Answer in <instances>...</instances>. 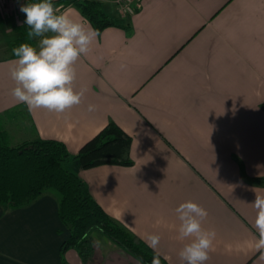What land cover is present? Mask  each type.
<instances>
[{
	"label": "crops",
	"instance_id": "1",
	"mask_svg": "<svg viewBox=\"0 0 264 264\" xmlns=\"http://www.w3.org/2000/svg\"><path fill=\"white\" fill-rule=\"evenodd\" d=\"M88 1L118 26L76 62L73 88L84 95L57 114L12 96L11 45L27 26L20 0H0V127L10 145L63 143L66 169L128 233L146 245V235H159L151 249L168 264H184L178 253L188 240L179 238L175 209L186 201L207 211L203 227L216 232L205 264H264L253 206L264 197V183L254 182L264 179V0H140L129 17L113 0ZM60 12L91 26L74 6ZM110 122L132 138L133 165L82 169L75 156ZM58 205L46 192L25 207L0 206V264H84L75 250L61 256L69 231ZM91 235L89 264H143L101 232Z\"/></svg>",
	"mask_w": 264,
	"mask_h": 264
},
{
	"label": "trees",
	"instance_id": "2",
	"mask_svg": "<svg viewBox=\"0 0 264 264\" xmlns=\"http://www.w3.org/2000/svg\"><path fill=\"white\" fill-rule=\"evenodd\" d=\"M55 4L74 6L99 33L118 26L96 1L59 0ZM27 31L20 28L12 49L25 42L34 45V40L27 39ZM131 144L132 138L110 122L81 147L74 159L84 170L101 166L131 167ZM70 159L66 146L58 141L33 140L12 146L7 133L0 127V206L25 207L46 192H53L59 199L58 217L69 231V238L60 249L62 257L68 250H75L82 262L89 264L96 249L91 234L97 230L143 264H151L152 257L158 254L106 214L91 197L84 182L66 169ZM254 182L264 183V179ZM159 258L160 264H168Z\"/></svg>",
	"mask_w": 264,
	"mask_h": 264
},
{
	"label": "clouds",
	"instance_id": "3",
	"mask_svg": "<svg viewBox=\"0 0 264 264\" xmlns=\"http://www.w3.org/2000/svg\"><path fill=\"white\" fill-rule=\"evenodd\" d=\"M24 13V25L27 26V39H36L32 43H21L12 49L16 58L10 69V77L15 82L12 96L17 102L25 104L29 110L45 109L63 114L66 110L81 103L84 91H74L76 79L75 64L82 55L90 51V46L99 36V32L84 22H77L63 14L54 5L53 0H34L20 5ZM131 13V0L120 9ZM121 69L126 66L121 64ZM89 111L94 110L89 105ZM253 206L257 210L254 226L258 233L255 250L264 260V197L255 196ZM179 220V238L188 240L179 251L184 264H205L214 251L215 230L205 229L207 211L192 201L179 204L175 209ZM160 236L148 234L145 242L149 248L156 249ZM151 264H160L158 255H154Z\"/></svg>",
	"mask_w": 264,
	"mask_h": 264
},
{
	"label": "built area",
	"instance_id": "4",
	"mask_svg": "<svg viewBox=\"0 0 264 264\" xmlns=\"http://www.w3.org/2000/svg\"><path fill=\"white\" fill-rule=\"evenodd\" d=\"M31 0H20V4H25L30 2ZM54 2H57L59 0H53ZM128 0H113V4L115 5L118 14L121 17H129L132 16L134 14L135 11V7L139 5L140 0H131V8H132V12L131 13H123L120 11L121 7L125 4H127ZM59 8V11L63 10L65 7H63L62 5H58L57 6Z\"/></svg>",
	"mask_w": 264,
	"mask_h": 264
},
{
	"label": "rangeland",
	"instance_id": "5",
	"mask_svg": "<svg viewBox=\"0 0 264 264\" xmlns=\"http://www.w3.org/2000/svg\"><path fill=\"white\" fill-rule=\"evenodd\" d=\"M79 256V255H78Z\"/></svg>",
	"mask_w": 264,
	"mask_h": 264
}]
</instances>
